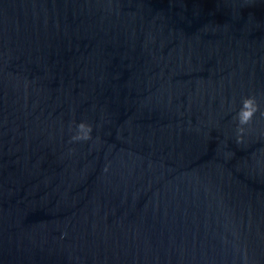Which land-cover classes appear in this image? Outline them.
<instances>
[{
  "label": "water",
  "instance_id": "obj_1",
  "mask_svg": "<svg viewBox=\"0 0 264 264\" xmlns=\"http://www.w3.org/2000/svg\"><path fill=\"white\" fill-rule=\"evenodd\" d=\"M262 112L264 0H0V264H264Z\"/></svg>",
  "mask_w": 264,
  "mask_h": 264
},
{
  "label": "clouds",
  "instance_id": "obj_2",
  "mask_svg": "<svg viewBox=\"0 0 264 264\" xmlns=\"http://www.w3.org/2000/svg\"><path fill=\"white\" fill-rule=\"evenodd\" d=\"M258 110V105L256 103L255 97L248 96L243 98L242 106L238 112L239 124L244 125L247 124L253 117L254 113ZM264 115V112L261 113ZM77 133L73 136L74 140L79 139H88L90 137L91 125L81 121L77 125ZM239 131H243L242 128L238 129Z\"/></svg>",
  "mask_w": 264,
  "mask_h": 264
}]
</instances>
